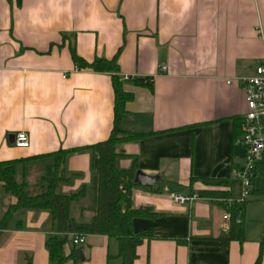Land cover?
<instances>
[{
  "label": "crops",
  "instance_id": "obj_1",
  "mask_svg": "<svg viewBox=\"0 0 264 264\" xmlns=\"http://www.w3.org/2000/svg\"><path fill=\"white\" fill-rule=\"evenodd\" d=\"M260 35L264 0H0V161L104 140L112 125L111 74L78 67L69 48L86 62L115 57V74L133 76L122 81L131 99L119 128L143 134L119 146L124 156L118 166L134 161L136 171L155 178L154 191L132 189V205L156 213L131 220L134 234L152 235L136 246L132 264H253L260 243L257 264H264V224L245 227L243 213L242 239L223 245L217 239L228 229L221 198L197 194L239 195L233 170L244 149L234 139L245 106L235 78L250 75L259 63ZM133 78L150 85H133ZM19 131L28 136L27 147L10 143ZM37 163L19 166L17 177L35 182ZM64 169L75 176L61 192L87 189L74 206L78 213L90 199L88 152L69 155ZM169 191L194 192L198 199L175 204ZM12 203L13 197L0 194V215ZM47 217L24 211L21 228L0 230V264H50ZM75 247L82 258L64 264L119 262L116 241L105 235H85ZM63 250L68 254L70 244Z\"/></svg>",
  "mask_w": 264,
  "mask_h": 264
},
{
  "label": "trees",
  "instance_id": "obj_2",
  "mask_svg": "<svg viewBox=\"0 0 264 264\" xmlns=\"http://www.w3.org/2000/svg\"><path fill=\"white\" fill-rule=\"evenodd\" d=\"M72 61L78 67L89 68L94 72H109L113 93L112 125L107 137L99 142L71 149H60L54 152L31 156L27 158L0 161V194L11 196L14 203L8 204L0 215V230L19 229L22 227V213L24 211L47 213L45 224L46 238L44 246L50 264H64L68 259L74 262L76 245L72 244L75 235L99 234L113 238L116 241L117 252L115 257L118 264H132L135 258V248L145 238L152 235L149 232L134 234L131 229V220L136 217H153L156 213L147 207H134L132 205V189L140 186L134 183L136 172L135 162L132 161L127 168L118 166V159L124 154L119 151L122 143L137 140L143 134H124L119 128V121L124 114V104L131 99V94L124 92L122 81L115 74L117 65L115 57L107 59H94L86 62L79 58L73 49L69 48ZM133 85H150L147 78H133ZM86 151L89 154V168L91 171L90 189L92 194L84 207L74 210L87 194L86 186L75 191L61 192L60 186L68 183L75 174L64 169L66 158L76 152ZM44 162L42 172L35 182L29 183L24 177H17V168L27 162ZM255 167V176L257 175ZM40 169V168H39ZM206 184H220L221 181H206ZM154 191L152 186H147ZM200 196L224 198V194L215 190L198 191ZM246 200L232 203L220 202L224 212L229 214L230 225L227 231L218 236L221 244L225 245L231 240L242 239L244 227L242 218ZM236 219H240L239 223ZM70 244L68 254L63 247ZM262 244L253 264L260 259ZM25 264H31L27 260ZM76 264V263H74Z\"/></svg>",
  "mask_w": 264,
  "mask_h": 264
},
{
  "label": "built area",
  "instance_id": "obj_3",
  "mask_svg": "<svg viewBox=\"0 0 264 264\" xmlns=\"http://www.w3.org/2000/svg\"><path fill=\"white\" fill-rule=\"evenodd\" d=\"M262 44V55L259 63L254 67L250 75L238 76L235 79L240 83L243 92L245 110L240 118V134L234 139V144L244 149L242 163L233 170L234 176L239 180L240 191L238 199L221 198L219 201L232 203L242 202L247 199L252 191V179L255 177V167L264 152V36L260 35ZM165 66H159L163 71ZM133 76L119 75L120 80H129ZM13 145L16 147H27L28 136L25 132H16L13 136ZM167 197L175 204H190L198 199L196 193L166 192ZM223 223L226 228L230 225L229 214L223 213ZM241 220L236 219L239 223ZM84 242L83 235H75L72 244L80 245Z\"/></svg>",
  "mask_w": 264,
  "mask_h": 264
},
{
  "label": "rangeland",
  "instance_id": "obj_4",
  "mask_svg": "<svg viewBox=\"0 0 264 264\" xmlns=\"http://www.w3.org/2000/svg\"><path fill=\"white\" fill-rule=\"evenodd\" d=\"M262 156H263V162L261 166L259 167V175L258 177H254L251 182L254 188L257 189V192L251 193L247 197L246 203L244 206V218H245L244 226L245 227L249 223L257 224L261 222L262 225L264 224V154ZM44 162L37 163V165L39 166H37V169H35V172L33 174H37L38 176L42 172L44 165H45ZM39 168L40 170H38ZM36 170L38 171L36 172ZM30 178H33V177L27 176L25 179L28 181L30 180ZM142 187L147 188V186H142ZM233 192H234L233 199L235 200L238 199L239 197L238 192L237 191L236 192L233 191ZM88 194L91 195L92 192H89Z\"/></svg>",
  "mask_w": 264,
  "mask_h": 264
},
{
  "label": "water",
  "instance_id": "obj_5",
  "mask_svg": "<svg viewBox=\"0 0 264 264\" xmlns=\"http://www.w3.org/2000/svg\"><path fill=\"white\" fill-rule=\"evenodd\" d=\"M10 143H13V138L10 139ZM133 181L134 183H137L141 186H153L155 182V178H153L152 176L146 175L142 173L141 171L137 170L134 174ZM73 254L75 258L81 259L82 258L81 248L80 247L76 248Z\"/></svg>",
  "mask_w": 264,
  "mask_h": 264
}]
</instances>
